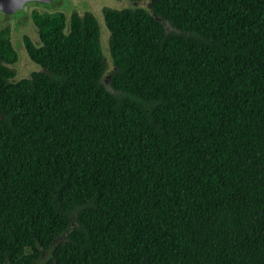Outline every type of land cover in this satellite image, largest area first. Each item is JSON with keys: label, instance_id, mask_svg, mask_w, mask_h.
<instances>
[{"label": "trees", "instance_id": "obj_1", "mask_svg": "<svg viewBox=\"0 0 264 264\" xmlns=\"http://www.w3.org/2000/svg\"><path fill=\"white\" fill-rule=\"evenodd\" d=\"M102 16L109 87L91 11H33L17 81L0 33V264H264V0Z\"/></svg>", "mask_w": 264, "mask_h": 264}, {"label": "rangeland", "instance_id": "obj_2", "mask_svg": "<svg viewBox=\"0 0 264 264\" xmlns=\"http://www.w3.org/2000/svg\"><path fill=\"white\" fill-rule=\"evenodd\" d=\"M149 1L150 0H51L48 3L27 1L24 4L23 9L19 12L4 13L0 11V33L8 34L18 52L17 61L13 65L9 64V66L15 69V75L10 80L17 81L21 78L28 77L32 71L41 68L38 64L31 61L24 45L25 35L29 36L36 44H39L37 28L31 18V13L33 11H37L39 14H55L63 12L68 18L72 11L84 12L88 10L93 12L98 20L100 44L107 64L103 81L109 87L107 84V75L112 70L113 63L109 53L110 32L104 23L102 8L108 6L118 9L134 7H144L149 9ZM164 24L168 29H171L167 21H164ZM47 256L48 252L44 251L41 259L38 260L36 264H41Z\"/></svg>", "mask_w": 264, "mask_h": 264}, {"label": "water", "instance_id": "obj_3", "mask_svg": "<svg viewBox=\"0 0 264 264\" xmlns=\"http://www.w3.org/2000/svg\"><path fill=\"white\" fill-rule=\"evenodd\" d=\"M27 1H36V2H50L51 0H0V11L4 13H16L23 9L24 4ZM155 17L160 20L162 23H164V19L160 18L158 15H155ZM108 83V82H107ZM62 236H65V233L62 234ZM58 240V237L55 239V241Z\"/></svg>", "mask_w": 264, "mask_h": 264}]
</instances>
